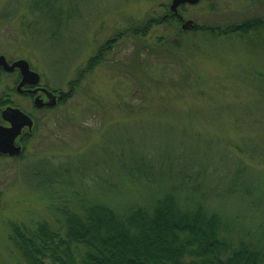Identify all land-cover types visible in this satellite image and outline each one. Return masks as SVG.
<instances>
[{
  "label": "rangeland",
  "instance_id": "obj_1",
  "mask_svg": "<svg viewBox=\"0 0 264 264\" xmlns=\"http://www.w3.org/2000/svg\"><path fill=\"white\" fill-rule=\"evenodd\" d=\"M58 1L60 16L38 0H0V51L71 87L100 61L62 110L41 117L20 158L0 160V264L33 263L17 230L40 261L60 264L41 227L66 239L62 209L81 207L73 192L125 209L173 185L225 215L223 258L241 243L264 254V34L179 33L173 21L126 35L171 13L172 0ZM179 12L223 28L264 16V0H200ZM57 250L82 264L83 246Z\"/></svg>",
  "mask_w": 264,
  "mask_h": 264
},
{
  "label": "trees",
  "instance_id": "obj_2",
  "mask_svg": "<svg viewBox=\"0 0 264 264\" xmlns=\"http://www.w3.org/2000/svg\"><path fill=\"white\" fill-rule=\"evenodd\" d=\"M38 1L36 7L40 11L52 7V11L59 9L56 14L61 15L63 6L59 5L58 0ZM177 18L164 15L151 19L144 29L136 25L128 27L124 34L144 36L152 25L180 22ZM219 28L215 25L199 27L212 34L218 33L216 31L225 33V27ZM177 41L182 42V39H176L174 44ZM98 61H89L87 69L71 82L73 89ZM43 171L47 176L56 174L53 169ZM163 179L162 176L160 181ZM188 190L175 185L163 186L151 191L150 198L142 204L136 202L125 209L121 208V204L114 206L99 200H87L73 192L71 197L81 207L79 210L62 209L66 239L51 233L47 226H42L41 231L51 240L55 251L53 256L60 264H68L57 256V249L65 244H77L85 248L82 264H263L261 249L244 243L223 258L222 253L230 248L229 240L223 235L229 230L225 215L208 210L204 197L195 200L192 193L197 190L187 193ZM52 193L48 192V197ZM16 233L19 246L26 255L31 256L32 264H44L36 257L39 250L33 246L34 241L25 237L20 230Z\"/></svg>",
  "mask_w": 264,
  "mask_h": 264
},
{
  "label": "flooded vegetation",
  "instance_id": "obj_3",
  "mask_svg": "<svg viewBox=\"0 0 264 264\" xmlns=\"http://www.w3.org/2000/svg\"><path fill=\"white\" fill-rule=\"evenodd\" d=\"M172 17L171 13L165 14ZM183 17V16H182ZM177 18V17H175ZM182 24V20L177 18ZM183 19H185L183 17ZM196 24V23H195ZM189 31H199V25ZM220 34V31H216ZM264 34V16L255 15L242 21L229 22L225 26V33L220 35L238 36L239 38L256 39ZM4 59H1V58ZM20 60H27L19 56L10 55L0 51V130L11 127V118L14 110H20L27 114L33 121V128H23L22 133L16 138L15 145L24 149L26 139L34 133L35 127L39 125L41 117H45L60 111L70 100L73 88L70 82L65 85L62 82L55 83L52 79L45 77L43 71H39L29 62V68L38 76L25 77L20 67L14 64ZM0 138L2 139L1 135ZM20 158L0 152V160L3 158Z\"/></svg>",
  "mask_w": 264,
  "mask_h": 264
},
{
  "label": "water",
  "instance_id": "obj_4",
  "mask_svg": "<svg viewBox=\"0 0 264 264\" xmlns=\"http://www.w3.org/2000/svg\"><path fill=\"white\" fill-rule=\"evenodd\" d=\"M200 0H172L170 9L172 12V17H178L182 20L181 29L184 31L191 30L195 28L196 24L193 20H185L179 12V8L184 4L196 5ZM1 59H4L3 57ZM22 69L25 77L38 76L36 72H33L29 68V62L27 60H20L14 64ZM12 118L10 120L11 127L2 128L0 130V152L8 154L10 156H20L22 154V147L15 145L16 138L22 133L23 128L28 126L31 130L33 127L32 119L20 110H14L12 113Z\"/></svg>",
  "mask_w": 264,
  "mask_h": 264
}]
</instances>
